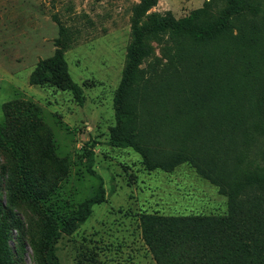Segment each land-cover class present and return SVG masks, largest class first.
<instances>
[{
	"label": "rangeland",
	"instance_id": "1",
	"mask_svg": "<svg viewBox=\"0 0 264 264\" xmlns=\"http://www.w3.org/2000/svg\"><path fill=\"white\" fill-rule=\"evenodd\" d=\"M229 1L158 0L147 15L171 14L179 20L204 9L199 24H205L218 19ZM244 1L246 14L233 21L234 33L264 26V0ZM141 2L0 0V214L9 222L13 264H45L51 247L61 264H181V253L187 264H199L196 253L213 243L214 217L226 213L228 199L190 162L173 159L193 142L181 133L172 135V125L181 122L173 117L181 114L174 96L181 84L185 87L203 49L190 53L181 77L177 52L190 38L151 31ZM251 10L256 11L253 19ZM135 25L145 28L153 49L142 65L146 94L154 99L168 81L173 84L172 96L157 106L154 132L146 136L150 160L162 164L157 168L133 148L111 141L114 99ZM61 29L66 30L68 72L83 89L82 105L69 91L29 83L39 62L53 56ZM257 91L264 96V83ZM163 113L168 116L160 120ZM190 120L197 138L213 123L212 115H190ZM257 138L262 147L264 136ZM90 150L92 165L86 157ZM101 186L105 201L93 206L73 232H64L79 206ZM143 214L165 220L170 257L159 261L146 244Z\"/></svg>",
	"mask_w": 264,
	"mask_h": 264
},
{
	"label": "trees",
	"instance_id": "2",
	"mask_svg": "<svg viewBox=\"0 0 264 264\" xmlns=\"http://www.w3.org/2000/svg\"><path fill=\"white\" fill-rule=\"evenodd\" d=\"M157 4L158 0H142L140 10L147 15ZM245 4L244 0H230L218 19L205 24H199L204 9L194 10L179 20L171 14L151 12L147 15L148 27L154 33L171 32L190 38L188 46H181L177 52V70L181 77L190 53L203 49V56L194 64L191 75L185 78V87L181 84V90L174 96L181 102V114L173 117L180 116L181 122L172 125L173 136L181 133L187 140H193L176 153L174 162H190L228 199L226 213L214 217L216 236L213 243L196 253L199 264H264V145L261 147L256 141L257 137L264 136V96H259L257 91L258 85L264 83V26L254 24L252 29L241 27L237 33L233 32V21L246 14ZM249 12L252 19L255 18L256 11ZM65 35L66 30L61 29L53 56L39 62L29 83L35 86L50 84L69 91L82 105L85 102L83 89L68 72ZM152 53L145 28L135 25L114 99L116 125L111 129V141L120 147L133 148L149 167L157 168L162 164H153L150 160L146 136L154 132L157 106L172 96L173 84L168 81L154 99L146 94L142 65ZM231 58L233 63L229 62ZM190 115H212L213 123L203 133L198 132L197 138ZM166 116L168 114L163 113L159 119ZM205 155H211L209 160L204 161ZM93 156V151H88L86 157L90 165ZM228 166L229 172L225 170ZM104 201L101 186L96 195L79 206L64 232H73L88 219L93 206ZM0 215L3 218L0 222V264H13L9 222L4 220V213ZM140 222L144 240L156 258L160 261L166 254L170 257L172 243L163 231V217L143 214ZM186 261V255L181 253V264H187ZM45 264H61L54 247Z\"/></svg>",
	"mask_w": 264,
	"mask_h": 264
},
{
	"label": "bare ground",
	"instance_id": "3",
	"mask_svg": "<svg viewBox=\"0 0 264 264\" xmlns=\"http://www.w3.org/2000/svg\"><path fill=\"white\" fill-rule=\"evenodd\" d=\"M23 208V206H21ZM21 218V217H20ZM36 221V220H35ZM23 222V221H22Z\"/></svg>",
	"mask_w": 264,
	"mask_h": 264
}]
</instances>
